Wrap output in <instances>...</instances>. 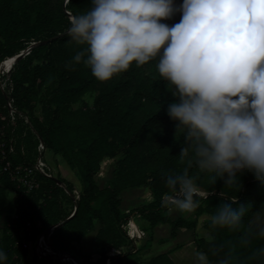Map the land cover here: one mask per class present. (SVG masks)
<instances>
[{"label":"trees","instance_id":"trees-1","mask_svg":"<svg viewBox=\"0 0 264 264\" xmlns=\"http://www.w3.org/2000/svg\"><path fill=\"white\" fill-rule=\"evenodd\" d=\"M177 4L182 0H175ZM90 0H0V64L34 45L13 61L9 70L10 87H0V126L2 153L0 154V217L4 227L0 234V250L6 254L5 264H31L26 260L20 231L26 241H33L50 226V245L54 250L66 251L72 240L81 239L99 223L95 244L105 257V248L131 246L123 226L138 215L150 228L157 223H170L171 234L180 227L192 228L195 221L172 219L161 206L163 195H171L165 179L180 174L186 164L179 159L184 147L181 130L166 114L172 85L163 80L157 70V59L137 67L135 63L107 81L93 77L82 62H74L76 52L84 46L69 43L67 29L70 17L90 8ZM177 13L163 22L174 24ZM53 87L54 93L42 107V117L34 113L41 87ZM52 90V89H51ZM93 92V108L86 113L70 109L87 92ZM11 100L14 112L9 113L6 100ZM41 143L58 153L78 176L81 188L73 194L72 184L58 176L57 184L51 176L37 172L39 184L28 193H21L10 180L16 167L32 168L31 151ZM191 155V151H190ZM113 177L103 188L96 175L100 162L116 158ZM196 187L206 193L198 195L195 215H213L217 207L235 197V204H250V212L264 205V184L251 172L239 176L238 185L224 186L223 179L214 173L200 171L193 165L188 169ZM148 185L153 200L130 209L119 210V194L126 188ZM13 190L12 202L6 200L7 190ZM75 196V197H74ZM73 200V213L64 210V200ZM13 213V216H11ZM248 215H251L249 213ZM247 220V216L245 217ZM207 238H197L196 247L215 261L226 253L234 264H264V257H253L264 239L253 240L244 246L235 231L204 225ZM150 228L146 237L150 240ZM217 250L212 255L211 248ZM145 264H171L165 254L152 257Z\"/></svg>","mask_w":264,"mask_h":264},{"label":"clouds","instance_id":"clouds-1","mask_svg":"<svg viewBox=\"0 0 264 264\" xmlns=\"http://www.w3.org/2000/svg\"><path fill=\"white\" fill-rule=\"evenodd\" d=\"M90 8L70 17L69 43L83 45L82 62L103 82L157 59L159 76L175 98L166 108L181 130L186 164L165 179L171 195L161 206L191 213L199 189L188 169L214 173L224 186L238 185L245 171L264 184V0H90ZM177 13L174 24L163 21ZM191 151V155H190ZM221 203L208 219L213 229L240 234L244 246L264 239V205ZM251 213V215H248ZM247 216V220L245 217ZM212 255L217 254L213 247ZM253 257H264V245ZM226 253L215 264H234ZM6 254L0 250V264ZM191 264H213L207 253L193 252Z\"/></svg>","mask_w":264,"mask_h":264},{"label":"crops","instance_id":"crops-1","mask_svg":"<svg viewBox=\"0 0 264 264\" xmlns=\"http://www.w3.org/2000/svg\"><path fill=\"white\" fill-rule=\"evenodd\" d=\"M42 153L46 163L53 166V169L60 174L61 178L72 184L73 194L76 196L81 188L76 173L70 168L60 154L53 153L52 150L45 147ZM53 158L56 160L55 162H53ZM114 160L115 158H105L100 162V169L96 175V180L100 188L108 185L109 181L112 179L114 166L111 162H114ZM13 197L14 195H11V197L7 199L6 196V200L12 202ZM119 198V210L121 212H128L134 207L153 200L148 185L126 188L120 192ZM63 206L66 212L69 211L71 214L73 213L75 208L73 207V200L70 209H66L65 204ZM167 214L172 219L182 218L195 221V226L192 228H177L175 234L172 235V226L170 223H157L150 228L146 220L136 215L130 218L123 226L127 236L131 240V246L125 245L121 248H113L107 245L105 248V257L103 258L99 253L98 246L95 244V236L99 223L94 221L93 227L81 239L72 240L66 251L75 257L80 264H145L149 259L159 254H165L171 261V264H191L193 252L201 251L196 247L195 240L197 238L208 237V231L204 228L203 221L205 218H208L209 215L204 213L197 217H192V212H179L174 208L168 209ZM11 216H13V213H11ZM1 219H3V221ZM4 220L3 215L0 217V221L3 223H0V234L4 227ZM52 227L54 228V226ZM149 228L150 240H148L145 235L146 229ZM141 233H143V235H141ZM22 234L23 232L20 231L21 241L23 240ZM23 242L24 241H22V243ZM26 260L31 264H63L57 260L36 259L31 249L27 250Z\"/></svg>","mask_w":264,"mask_h":264},{"label":"rangeland","instance_id":"rangeland-1","mask_svg":"<svg viewBox=\"0 0 264 264\" xmlns=\"http://www.w3.org/2000/svg\"><path fill=\"white\" fill-rule=\"evenodd\" d=\"M32 44H34V42L31 43L30 45H32ZM8 60H11V59H8ZM8 60H4L2 62V64L0 65V76H1L0 77V87H3L6 90L9 88V84L5 81V78L3 79L4 75L2 76V71L4 72V67L8 63ZM12 63L10 65H12ZM54 91L55 90H53V87H51L50 90H47V88L45 86L41 87V90H40V93L38 96V100L35 103V108H34V113L36 116H38L40 118L42 117V107L46 103V100L50 97V94L54 93ZM93 96H94V93L91 91L85 93L76 102L70 104V109L75 110L79 113H86V112L90 111L93 108ZM1 129H2V127L0 126V154L2 153V142H3L2 136H1V133H2ZM36 155H37V152L35 149H33L31 151V161L32 162L36 158ZM116 159H117V157L115 158L114 162H111L114 167H115ZM55 161L56 160L53 158V162H55ZM47 167L49 169H47L45 171L47 172L48 175L55 176V177L60 176V174L55 169H53V166H50L48 164ZM16 171H17L16 174L11 175L10 180L13 181L14 183H16V187L20 189L21 193H28L30 189L37 188V186L39 184V177L37 175V172L25 171L21 168H19ZM11 195H15V192L13 190L8 189L7 190V199H8V197H11ZM199 195L204 197L206 195V193L199 189ZM64 204L66 205V209H70L72 206V202L68 199L64 200ZM201 214H204V213H201ZM194 216L197 217L198 215H195V213L193 211L192 217H194ZM209 217H210V215H209ZM208 218H205V220L203 221V225H205L207 223V221L209 220ZM1 220L3 221V219H1ZM2 221H0L1 224H3ZM145 235H146V233H145ZM22 239H23L22 241L26 242L24 235H23Z\"/></svg>","mask_w":264,"mask_h":264},{"label":"built area","instance_id":"built-area-1","mask_svg":"<svg viewBox=\"0 0 264 264\" xmlns=\"http://www.w3.org/2000/svg\"><path fill=\"white\" fill-rule=\"evenodd\" d=\"M10 64H9L8 68L4 67V72L2 71V76L4 75L3 79L5 78V81L9 84V87H10V81H9L8 74H9V70L12 66ZM2 89H4V88L2 87ZM8 89L7 90L5 89L6 92L8 91ZM6 107L9 109L10 114H12L14 112V110L12 109L11 100H9V99L6 100ZM2 119H3V117L0 116V120H2ZM1 136H3L2 133H1ZM43 150H44V146L41 143H39L37 148H36L37 155L33 161V167L27 168V167L17 166L16 170L21 168L25 171H35V172L42 173L44 175H48L45 170H47L49 168L47 167L48 164L46 163V161L43 158V153H42ZM48 176H51V175H48ZM52 229H53V227H51L50 230H52ZM49 234L50 233L39 234L33 241L23 242L22 247L26 250L31 249L33 251L36 259L57 260L63 264H80L79 261L75 257H73L69 252L54 250L50 245ZM141 235H143V233H141Z\"/></svg>","mask_w":264,"mask_h":264},{"label":"water","instance_id":"water-1","mask_svg":"<svg viewBox=\"0 0 264 264\" xmlns=\"http://www.w3.org/2000/svg\"><path fill=\"white\" fill-rule=\"evenodd\" d=\"M48 40H51V38H50V39H47V40H43V41H38V42H36V43L30 45L29 47H27V49H26L25 51H22V52H20L19 54H17L16 56H14V57H13V61H15V60L18 59L19 57L23 56V54H26V53L31 49L32 46H34V45H39V44H42V43H45V42L48 41ZM51 177H52V179H53L57 184H59V185L61 184L60 179H58V178L55 177V176H51ZM51 227H52V226H50L49 228H47V229L43 232V234L47 233V232L51 229Z\"/></svg>","mask_w":264,"mask_h":264},{"label":"bare ground","instance_id":"bare-ground-1","mask_svg":"<svg viewBox=\"0 0 264 264\" xmlns=\"http://www.w3.org/2000/svg\"><path fill=\"white\" fill-rule=\"evenodd\" d=\"M10 59H11V60H8V59H7V60H8V63L6 64V66L4 65V66H5V68H8V67H9V64H10V63L13 61V57H12V58H10Z\"/></svg>","mask_w":264,"mask_h":264}]
</instances>
